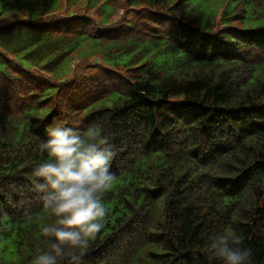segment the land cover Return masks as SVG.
Segmentation results:
<instances>
[{
    "label": "trees",
    "instance_id": "obj_1",
    "mask_svg": "<svg viewBox=\"0 0 264 264\" xmlns=\"http://www.w3.org/2000/svg\"><path fill=\"white\" fill-rule=\"evenodd\" d=\"M215 2L0 0V264L43 247L46 127L105 114L113 183L84 264H209L217 231L264 264V0Z\"/></svg>",
    "mask_w": 264,
    "mask_h": 264
},
{
    "label": "clouds",
    "instance_id": "obj_2",
    "mask_svg": "<svg viewBox=\"0 0 264 264\" xmlns=\"http://www.w3.org/2000/svg\"><path fill=\"white\" fill-rule=\"evenodd\" d=\"M105 114L83 129L53 121L38 144L46 158L31 169L48 221L40 228L43 247L30 264H84L91 241L105 227L108 209L102 199L113 183L111 162L117 154ZM242 238L217 231L206 237L209 264H246Z\"/></svg>",
    "mask_w": 264,
    "mask_h": 264
},
{
    "label": "rangeland",
    "instance_id": "obj_3",
    "mask_svg": "<svg viewBox=\"0 0 264 264\" xmlns=\"http://www.w3.org/2000/svg\"><path fill=\"white\" fill-rule=\"evenodd\" d=\"M199 1H201V0H199ZM214 1H216L215 3H214V5L216 6V5H218L219 3H220V0H214ZM222 6V5H221ZM221 6H219L218 8H217V11L219 12V9H220V7ZM79 57V56H78ZM88 57H91V58H94L95 56L93 55H90V56H88Z\"/></svg>",
    "mask_w": 264,
    "mask_h": 264
}]
</instances>
